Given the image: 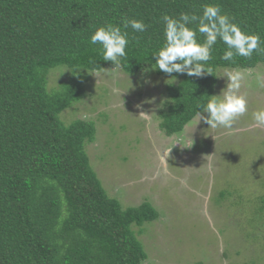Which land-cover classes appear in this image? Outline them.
<instances>
[{
	"label": "trees",
	"instance_id": "16d2710c",
	"mask_svg": "<svg viewBox=\"0 0 264 264\" xmlns=\"http://www.w3.org/2000/svg\"><path fill=\"white\" fill-rule=\"evenodd\" d=\"M206 4L259 35L264 48V0H0V264H144L138 235L157 211L146 202L122 208L108 196L85 153L94 124L64 125L59 115L81 101L83 74L115 68L89 42L97 28L113 24L128 32L120 71L175 77L159 127L167 136L180 133L197 105L214 96L218 70L264 64V51L222 60L226 45L218 40L206 65L211 75L156 69L152 55L165 43L162 17L199 16ZM125 18L143 21L146 31L123 29ZM197 39L205 37L197 32ZM63 67L80 71L69 70L66 81L48 90L47 75Z\"/></svg>",
	"mask_w": 264,
	"mask_h": 264
},
{
	"label": "rangeland",
	"instance_id": "374dc122",
	"mask_svg": "<svg viewBox=\"0 0 264 264\" xmlns=\"http://www.w3.org/2000/svg\"><path fill=\"white\" fill-rule=\"evenodd\" d=\"M64 68L47 75L48 90L73 71ZM234 71L243 76L248 112L231 129L210 128L196 116L165 135L160 113L166 88L177 81L153 70L83 74L81 101L59 115L64 125L94 124L85 153L108 196L122 208L146 202L157 211L138 235L144 264H264V127H252V113L264 109V64L218 70L214 95Z\"/></svg>",
	"mask_w": 264,
	"mask_h": 264
},
{
	"label": "clouds",
	"instance_id": "9594fccd",
	"mask_svg": "<svg viewBox=\"0 0 264 264\" xmlns=\"http://www.w3.org/2000/svg\"><path fill=\"white\" fill-rule=\"evenodd\" d=\"M165 43L152 55L156 69L171 74H186L201 78L211 75L212 69L206 67L212 59L213 46L217 41L226 45L221 59L231 61L235 56L251 58L254 52L264 51L259 35L247 34L226 14H221L218 5L206 4L202 15L181 13L178 18L168 15L162 17ZM196 24V28L189 27ZM123 29L144 32L147 25L136 19H123ZM197 32L205 37L201 43ZM91 45H99L104 61H110L116 69L124 68L126 48L129 45L128 32L118 25L107 24L97 28L90 36ZM79 69H74L76 71ZM90 71L95 72L93 68ZM175 79V77H172ZM243 76L239 71L227 73V84L219 95L211 96L206 104H198L196 115L210 128H233L237 119L248 112V101L240 94ZM203 113H207L204 116ZM252 127H264V109L252 113Z\"/></svg>",
	"mask_w": 264,
	"mask_h": 264
}]
</instances>
